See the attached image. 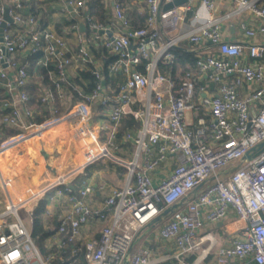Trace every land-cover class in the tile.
I'll return each mask as SVG.
<instances>
[{"label":"built area","instance_id":"2783aa9c","mask_svg":"<svg viewBox=\"0 0 264 264\" xmlns=\"http://www.w3.org/2000/svg\"><path fill=\"white\" fill-rule=\"evenodd\" d=\"M30 1L0 0V25L6 6L12 18L0 36V122L23 123L34 114L23 91L30 81L26 57L41 52L40 64L53 65L48 71L53 89H45L39 101L50 104L54 93L61 97L64 89L80 97L65 114L42 124L69 121L68 136L82 162L62 180L37 190L22 175L0 174L5 195L0 264H53L56 252L42 255L19 211L31 213L47 190L67 184L71 175L104 157L126 168L124 185L110 187L97 207L87 199L96 190H105L104 184L83 182L76 195L56 190L55 197L64 194L69 209L53 215L49 204L54 196L48 198L44 217L55 222L48 237L51 246L60 250L69 243L71 254L82 253L85 264H160L170 259L183 263V257L200 250L202 242L208 241L206 249L215 245L211 233H201L204 220L216 223L231 211L243 226L229 244L216 250L214 261L205 264H264V148L245 158L264 141V0H199L198 7L187 0L167 10L163 6L173 0H133L146 15L137 28L119 0H113V17L106 24L83 13L88 0H67L64 9L74 20L69 25L72 42L41 28L33 15H23V4ZM224 5L232 9L220 14ZM188 13L190 28L185 25ZM242 14L254 21L251 25L240 21L243 36H261L260 41L245 46L224 39L222 23ZM79 21L86 24L84 32L78 30ZM178 46L193 55L194 64L171 74L167 65ZM104 67L115 85L104 81ZM71 69L89 72L93 83L87 92L69 83ZM92 105L107 115V124L98 129L91 124ZM126 115L138 126L118 139L117 127ZM42 124L28 122L24 129L31 134ZM101 130L106 132L103 143ZM123 143L133 147L130 159L109 151L108 146L119 150ZM168 160L175 165L155 182L152 173ZM230 163L234 166L225 170ZM184 197L154 233L169 247L133 249L147 231L146 224ZM94 219L100 223L98 235L82 238L81 228Z\"/></svg>","mask_w":264,"mask_h":264},{"label":"crops","instance_id":"0c3cea01","mask_svg":"<svg viewBox=\"0 0 264 264\" xmlns=\"http://www.w3.org/2000/svg\"><path fill=\"white\" fill-rule=\"evenodd\" d=\"M34 1H35V3H34L35 8L39 9V12L37 13L36 16H37V20H38L40 27L41 28H50L59 34L64 35L66 38H68L69 41L72 42V40L74 38L73 33L70 31L69 25H67V26L65 25V23L71 19V16L68 15V13L64 9L65 3L67 0H34ZM102 1H103L104 9L107 12L111 13V17L109 18V20H110L113 17V9H112L113 0H102ZM119 1L121 2L122 6L124 7L126 16H127V12H129L130 10H135L137 13L144 14L140 11L141 5L133 2V0H119ZM192 2L195 5H197V7H198L199 0H192ZM26 9H27L26 6L23 7L22 12L23 13L26 12ZM231 9H232L231 6H229V5L225 6L224 5V6L220 7L219 13L225 14V13H228ZM199 10L201 13H204V10L201 7L199 8ZM27 15H32V14L30 12H28L27 14H25V16H27ZM188 19H189V17L187 16V22L185 23L186 28L191 27V25L188 23V21H189ZM242 20L245 21L246 23L250 24V25L254 23V21L251 20L248 17V15H246V14L234 16L231 20H226L222 23L221 28H222V33H223L224 39H226L228 41L239 42V43L244 44L245 46L250 41H252V42L260 41L261 36H256V38H254V39H247L243 36L242 31H240V29H239V23ZM57 25L61 26L60 31L57 30V27H56ZM263 60H264V58H263ZM177 71H179V70H177ZM77 77L78 78L80 77V71L71 69L69 79H73V78H77ZM31 82L32 81H29L26 88H29V86L31 85ZM91 110H92L91 124H92L94 129H98L99 126L102 124H107V115L101 107H99L97 105H92ZM32 119H33V117L32 118L30 117L28 119L23 120V123L19 122V123H16L14 125H9L6 123L0 124V129H1L0 130V144H3L2 148L0 149V153L6 152L9 150V148H7L5 146V144L10 139V137L7 139H3L4 138L3 136L5 135V131L3 132L2 128H4V129L5 128H19L20 133H21V132L25 131V129H24L25 124H27L28 122L35 123V121H33ZM47 131H49V129L48 130H40L38 134L41 136H44V134ZM19 135H14L12 137L19 136ZM67 137L69 140L68 142H70L69 146L74 148L73 145L71 144V140L69 139L68 134H67ZM24 141L25 140H23L22 143ZM29 142L30 141L23 144L24 148H22L23 146L19 147L18 145L21 144V141L18 142L15 145V146H18L16 149L15 148L11 149L9 152H7L9 154L1 157L0 169H23L24 167H27L28 169H40V168H37V163H35V161H34V158H38V156L40 155L39 154L40 150H39V148L38 149L32 148L31 145L34 143H32V142L29 143ZM126 144H128V143H126ZM126 144H124V143L121 144L120 149L118 150L122 154V156L130 155L129 151H131V149L128 146H126ZM27 147H29L30 149L32 148V150H30L29 148L28 149L30 151L27 150ZM61 147H62L63 152H64V150H66V148H68L66 146V143L61 144ZM28 152L30 155H27V157H26V154ZM45 156H46V151H45ZM122 156H121V158H124ZM22 157L23 158L26 157L28 159L33 160L34 165H33V161L27 162L26 164H22V162H20ZM118 157H120V156H118ZM101 160H98L95 163L85 167L83 170L77 171L75 174L71 175L67 179V182L69 183L76 175L84 172L87 174V176L80 183L79 187L81 186V184L83 182H88V183H91L95 186L104 184L105 190H103V191L96 190L95 193L89 195V197L87 199L88 203L91 206H95V207L101 205V202H102L104 196L107 194L108 189L110 187L120 188L125 183L126 168L124 166H121L118 164V166L115 167L114 165L107 164L105 160L102 162H101ZM98 162H101V163L97 164ZM174 165H175V162L173 160H168V161L161 163L159 165L158 169H156V171H154L152 173V177L154 178V181L155 182L158 181L160 176L167 174ZM45 167H47V166L45 165ZM59 174L56 175L52 179L51 178L47 179L45 181L44 185L38 186V188L41 189L42 187H44L50 183L60 181L66 176V174H62V175H59ZM15 175H22V176L26 177L28 179V181L34 187H37L36 180H35L36 178H34L32 180L29 176H27L25 174H20V173H18V174L16 173ZM59 176H61L62 179L58 180L57 178ZM79 187H78V189H79ZM51 190H54V193L51 195V196H54V198H53V201L51 203L49 202L50 203L49 204V206H50L49 210L53 213V215L67 211L69 209V204L66 200L65 195L63 194V195L55 197V192L58 189L53 188ZM51 196H49V197H51ZM45 223H46L49 230H51L53 227H55V222L53 221L51 223V221L48 220V218L45 219ZM242 226H243V223L241 221H239L236 218V216L233 214V212H231V211L228 213V215L222 221L212 223V222H209L207 220H204V224H203V228L201 230V233H204V232L211 233L216 242H215V245L213 247H211L210 249H206L208 241L202 242L199 253H198L196 259L194 260V262L192 264H205V263H209V262L214 261L216 250L221 246H225V245L229 244L231 241V238L235 234L238 233V231L241 229ZM99 227H100V223L97 220H95V219L91 220L86 226L81 228V237L84 239H87V238L97 236L98 231H99ZM156 230L157 229L150 232L149 234H147L143 238L142 235L145 233L144 232L140 236L138 241L135 243L133 249L138 247V246H147V245H151V244L155 245L160 251H164L167 247H169L166 243H164V241H162L161 239L154 236V233L156 232ZM54 231H55V228H54ZM52 244H53V242L50 241L49 238H47L46 239V247L50 248ZM203 249H205V251H202Z\"/></svg>","mask_w":264,"mask_h":264},{"label":"trees","instance_id":"16d2710c","mask_svg":"<svg viewBox=\"0 0 264 264\" xmlns=\"http://www.w3.org/2000/svg\"><path fill=\"white\" fill-rule=\"evenodd\" d=\"M35 1L31 0L30 2L24 3L23 6L27 7L26 12H30L34 17L37 18V13L39 12V9L35 8ZM36 9V10H35ZM26 12H22L23 15L27 14ZM87 12L88 15L92 16L97 22H100L102 24H106L109 21V18L111 17V13L107 12L104 9L103 1L102 0H88L85 4V9L83 11ZM127 16L130 19L131 25L134 28L140 27L144 20L146 15L137 13L135 10H130L127 12ZM188 17H190V13L187 14ZM74 20H69L65 23V25H70ZM57 30L60 31V25H57ZM174 58L172 59L171 63L167 65V69L171 74H174L177 72V70H186L187 65H189V68L193 67L194 64V58L193 55L187 51H184L183 46H178L172 50ZM103 54H106L103 52ZM42 57V53H36L33 55H28L26 59L29 62L28 67V73L30 76V81L36 80L38 75L47 76L48 71L53 68V65L49 63L47 66H43L40 64V59ZM22 59V58H20ZM106 59L104 61V64L107 63ZM105 66V65H104ZM103 76L104 81L108 82L109 80L112 81V83L115 85L116 81L113 78L108 77L106 68L103 69ZM33 82H31L32 84ZM69 83L73 85H79L82 87V90L87 92L92 86L93 78L89 74L87 70L80 71V77L69 79ZM46 84H49L48 80ZM35 88H28V92L32 93ZM72 102H76L80 100V97H78L75 94H72ZM1 91H0V102L2 100ZM38 97L33 98V100H37ZM42 106V105H41ZM42 109V108H41ZM52 114L48 111V109H42L39 114H35L33 120L37 123L44 122L45 119L49 118ZM138 126L137 121H135L131 116L126 115L120 120V123L117 127V138L119 139L122 135V133L127 129H134ZM5 135L3 136V139H7L9 137H12L14 135H17L20 133L19 128H5ZM87 176L86 173H79L76 175L69 183L67 184H61L55 187L56 189H60L63 193H68L72 195H76L78 187L80 183L85 179ZM54 193V190H48L45 193V196L42 197L36 204V206L33 208V210L30 213L31 216V222H30V231H31V237L35 243V245L38 247L41 253H48V252H56L57 256L55 260L53 261V264H67L68 262H72V264H85L82 253H78L77 255H72L70 251V244L67 243L64 248L57 250L56 247L53 245L50 248L44 247L43 243L46 241V239L51 236L54 233L53 227L51 230L48 229L45 219H44V211L46 209V205L48 203V198ZM159 208H164L163 203L159 204ZM165 218V217H164ZM163 218V219H164ZM162 219V220H163ZM161 220V221H162ZM161 221L155 223L154 225L150 227H146L145 230H150L157 226ZM199 253V250L189 253L188 255L183 257V263H180L176 259H170L167 261H164L160 264H192L194 260L196 259L197 255ZM207 257V256H206Z\"/></svg>","mask_w":264,"mask_h":264},{"label":"rangeland","instance_id":"374dc122","mask_svg":"<svg viewBox=\"0 0 264 264\" xmlns=\"http://www.w3.org/2000/svg\"><path fill=\"white\" fill-rule=\"evenodd\" d=\"M50 75L51 74L48 73L47 76H43L42 79L37 77L36 80H32L33 83L29 86L30 88H35L32 93H29L28 88H26V87L23 89V91H26V93L28 95V99H29L28 105H29V107L33 108L34 115L39 114L42 109H48L50 114H52L49 118L60 117L63 114H65L74 104V102H72L73 95H72V93H70L69 91H66L64 89V92H65L64 95L59 97L60 94L54 93L55 100H53L50 104H45V105L42 104L39 101L40 95H42V93L44 92L45 89H53L52 88L53 84H52ZM47 80H48L49 84H46ZM35 97H38V99L33 100V98L35 99ZM34 115H32L33 118H34ZM0 116H3V114H1V111H0ZM49 118H47V119H49ZM47 119H45V120H47ZM35 123L39 124L36 121H35ZM0 124H1V122H0ZM69 125H70L69 121H55V122L46 121L44 124H42V127L40 129V130H48L49 129V131H47L44 134V136L39 135L38 134L39 131H35L31 134H27V131H24V132L19 133L20 135H23L24 137L18 138V136H15L13 139H11V140L9 139V141L5 144V146L7 148H9V150L6 152L0 153V160H1V157L9 154L7 152H9L11 149H13V148L16 149L18 146L21 147V146H23L24 143L30 141L29 143H31V142L34 143L31 145L32 148H35V149L39 148V150H40L39 151L40 155L38 154L39 155L38 158H34L35 163H37V168H40V169H28L27 167H24L23 169H0L1 176L3 177V176L15 175L16 173L17 174L20 173V174H25V175L29 176L32 180L34 178H36L35 180H36L37 187H34V189L37 190V189H40V188H38V186L44 185V183L47 179H49V178L52 179L56 175H58L59 173H60L59 175H62V174H66L71 169H74V168L76 169L82 162V155L79 153L77 147L73 143H71V144L73 145L74 148L69 146L70 142H68L69 140L67 137ZM5 130L6 129L2 128L3 132ZM19 134H17V135H19ZM19 140L21 141V144H19L18 146H15L18 142H20ZM23 140H25L26 142L24 141L22 143ZM99 140L102 143L106 141V132L105 131L101 130ZM63 143H66L67 147L69 146L68 148H66V150H64V152H63L62 147H61V144H63ZM126 146H128L131 149V152L133 151V147L129 143L126 144ZM22 148H24V146ZM28 148L29 147H27V150L30 149V148L29 149ZM32 148L30 150H32ZM108 148H109V151L112 154H114L115 156H120V157L122 156V154L118 150L113 149L112 146H108ZM45 151H46V156H45ZM27 155H30L29 152L26 154V157H27ZM26 157L21 158L20 162H22V164H26L27 162L33 161V160L28 159ZM122 157H124L125 159H130L131 155L122 156ZM99 160H101V159H99ZM104 160L109 165H114L115 167L118 166V163H116L113 158L104 157V158H102L101 162ZM34 161H33V165H34ZM101 162H98L97 164H99ZM45 165L47 167H45ZM233 166H234V163H230L224 169L229 170ZM126 173H127V170H126ZM223 177H224V175L221 176V178H223ZM212 182H213V180L206 182L200 188V190L204 189L206 186H208ZM4 201H5V195H4V191L1 187V182H0V209L3 207ZM19 215H20L21 219L23 220L24 224L27 227H30V222H31L30 214L25 212L22 209L19 211ZM44 219H46V217H44ZM162 221L157 226H155L154 228L147 230L142 235V237L144 238L147 234H149L150 232L157 229L160 226V224L162 223ZM43 246L46 247V241L43 243ZM42 255H45V253H42Z\"/></svg>","mask_w":264,"mask_h":264},{"label":"water","instance_id":"95a60500","mask_svg":"<svg viewBox=\"0 0 264 264\" xmlns=\"http://www.w3.org/2000/svg\"><path fill=\"white\" fill-rule=\"evenodd\" d=\"M187 0H173L172 2H169L163 6V10H167L171 8L172 6H178L180 4H183ZM8 7H5V13H4V21L0 25V36L2 35L3 28L5 27L6 22H11L12 18L8 15L7 9ZM78 30L80 32H84L86 30V24L83 21L79 22ZM100 33L103 31L100 30ZM108 35H111L110 32H108ZM264 148V141L256 145L255 147H252L245 155V158H251L254 153L259 151L260 149ZM233 169V168H232ZM210 179H213L211 177ZM203 185V183L196 188L193 189V193H197V191L200 189V187ZM187 197H184L181 199V201L178 204L172 205L170 207L165 208L163 211H161L158 215H156L154 218H152L147 224L146 227H150L154 225L155 223L161 221L165 216H167L173 209L177 208L184 200H186Z\"/></svg>","mask_w":264,"mask_h":264},{"label":"bare ground","instance_id":"6f19581e","mask_svg":"<svg viewBox=\"0 0 264 264\" xmlns=\"http://www.w3.org/2000/svg\"><path fill=\"white\" fill-rule=\"evenodd\" d=\"M57 179L60 180V179H62V178H61V176H59ZM50 184H52V183H50ZM50 184H48V185H50ZM48 185H46V186H48ZM46 186H44V187H46ZM44 187H42V188H44ZM42 188H41V189H42Z\"/></svg>","mask_w":264,"mask_h":264}]
</instances>
